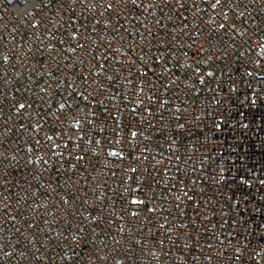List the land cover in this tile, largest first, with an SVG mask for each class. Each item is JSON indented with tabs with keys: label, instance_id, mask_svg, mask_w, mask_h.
I'll return each instance as SVG.
<instances>
[{
	"label": "built area",
	"instance_id": "2783aa9c",
	"mask_svg": "<svg viewBox=\"0 0 264 264\" xmlns=\"http://www.w3.org/2000/svg\"><path fill=\"white\" fill-rule=\"evenodd\" d=\"M213 4L0 0V264H264V0Z\"/></svg>",
	"mask_w": 264,
	"mask_h": 264
},
{
	"label": "snow or ice",
	"instance_id": "6c2138e0",
	"mask_svg": "<svg viewBox=\"0 0 264 264\" xmlns=\"http://www.w3.org/2000/svg\"><path fill=\"white\" fill-rule=\"evenodd\" d=\"M218 4H221V0H215V4L212 5L213 8H215L216 5H218ZM220 27H221V28H224V25L221 24ZM24 107H25V106H24L23 104L20 105V108H21V109H23ZM133 135H135V133H133ZM110 154H111L112 156H116V155H117V153H116L115 151H113V152L110 153ZM132 202H133L134 204L137 203V201H135V200H133Z\"/></svg>",
	"mask_w": 264,
	"mask_h": 264
},
{
	"label": "clouds",
	"instance_id": "9594fccd",
	"mask_svg": "<svg viewBox=\"0 0 264 264\" xmlns=\"http://www.w3.org/2000/svg\"><path fill=\"white\" fill-rule=\"evenodd\" d=\"M261 48H262V50H264V45H262ZM258 54H260V53H258Z\"/></svg>",
	"mask_w": 264,
	"mask_h": 264
}]
</instances>
